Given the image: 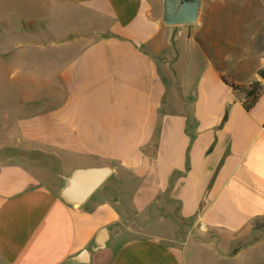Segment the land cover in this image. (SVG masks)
<instances>
[{
	"label": "crops",
	"instance_id": "obj_1",
	"mask_svg": "<svg viewBox=\"0 0 264 264\" xmlns=\"http://www.w3.org/2000/svg\"><path fill=\"white\" fill-rule=\"evenodd\" d=\"M40 4L25 105L12 120L0 108V264H68L103 228L87 264H264V60L240 76L216 40L166 26L161 0ZM222 77L261 82L250 111ZM96 167L111 174L83 205L59 198L73 170ZM173 217L182 241L141 230Z\"/></svg>",
	"mask_w": 264,
	"mask_h": 264
},
{
	"label": "rangeland",
	"instance_id": "obj_2",
	"mask_svg": "<svg viewBox=\"0 0 264 264\" xmlns=\"http://www.w3.org/2000/svg\"><path fill=\"white\" fill-rule=\"evenodd\" d=\"M204 1L205 6L212 8V13L203 10L200 21L202 27L195 24L191 28L199 30L198 37L209 42L216 40L221 59L231 64L240 76H254L258 64L264 60V0ZM40 5V0H0V45L7 43L1 36L2 33L8 36L9 31V39L15 44L12 50L0 51V108H3L4 113L10 114L11 120L13 113L18 114L25 105L21 104L19 94L27 89V80L25 84L20 80L27 74V38L24 35L27 32V15L39 14ZM212 52L213 45L209 44L206 53L210 55ZM183 54L181 50L182 57ZM239 60L242 61V66L238 65ZM4 126L5 123L0 119L2 144L6 142V133L2 130ZM162 213L164 212H160ZM184 226L177 217H173L165 225L154 227L148 224L141 226V230L182 241L183 237L179 234ZM185 229L188 230L189 227L186 226ZM193 234L196 235L194 232ZM191 251L192 248L188 245L187 253ZM192 261L189 259V264ZM196 264H212V259L199 258Z\"/></svg>",
	"mask_w": 264,
	"mask_h": 264
},
{
	"label": "water",
	"instance_id": "obj_3",
	"mask_svg": "<svg viewBox=\"0 0 264 264\" xmlns=\"http://www.w3.org/2000/svg\"><path fill=\"white\" fill-rule=\"evenodd\" d=\"M162 21L166 26L193 25L198 22L201 0H161ZM264 80V68L258 71ZM111 169L108 167L79 168L73 170L63 179L58 196L64 203L79 207L101 186L109 177ZM105 228L99 230L88 249L80 251L68 260V264H87L89 254L105 247L108 240Z\"/></svg>",
	"mask_w": 264,
	"mask_h": 264
},
{
	"label": "trees",
	"instance_id": "obj_4",
	"mask_svg": "<svg viewBox=\"0 0 264 264\" xmlns=\"http://www.w3.org/2000/svg\"><path fill=\"white\" fill-rule=\"evenodd\" d=\"M222 81L232 90L235 97L242 101L243 109L248 112L259 99L262 91L260 81H251L245 84H236L233 79L222 77ZM225 119V118H224Z\"/></svg>",
	"mask_w": 264,
	"mask_h": 264
}]
</instances>
